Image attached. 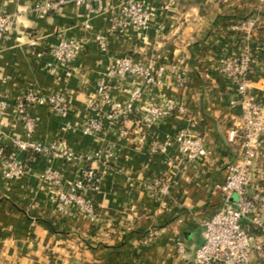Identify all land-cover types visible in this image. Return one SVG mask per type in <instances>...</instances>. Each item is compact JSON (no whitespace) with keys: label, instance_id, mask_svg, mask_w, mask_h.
<instances>
[{"label":"crops","instance_id":"crops-1","mask_svg":"<svg viewBox=\"0 0 264 264\" xmlns=\"http://www.w3.org/2000/svg\"><path fill=\"white\" fill-rule=\"evenodd\" d=\"M124 1L104 0L102 12L93 14L91 28L85 29L86 12L74 5L45 12L36 8L45 5L44 0H0V15L14 20V30L2 38L0 47V98L8 103L0 116V264H175L180 260L177 240L186 246L183 262L191 263L203 243L204 222L224 203L219 185L240 151V144L228 143V131L240 128L242 119L239 107L230 105L237 88L220 74L217 62L239 54L241 35L233 26L258 16L261 28L254 37L250 86L264 104V9L258 10L252 1L145 0L158 9L151 29L111 33L110 16ZM97 34L108 37V54L96 45ZM62 37L83 46L68 68L54 64L51 57ZM123 56L165 65L164 84L141 85L140 97L132 99L136 82L106 76L107 67ZM179 61L189 75L184 87L170 70ZM100 84H108L113 100L131 104L132 114L106 118L110 106L97 91ZM27 91L61 93L66 109L29 108L34 124L29 132L16 108V98ZM165 97L186 103L188 113L176 112L142 128L141 113ZM96 117L103 121V130L85 135L84 124ZM181 128L204 139L208 157L195 164L185 161L176 141ZM17 140L54 149L41 160L34 158L22 179L9 182L4 177L5 153L11 151L22 162L28 153L14 147ZM166 142V152L154 148ZM108 149L112 161L88 159ZM88 167L102 176L93 193L94 221L74 209L60 212L55 188L40 178L52 168L64 180L76 181ZM254 171L264 173V150ZM155 177L170 184L169 194L150 195L146 183ZM153 230H160L159 237L144 246Z\"/></svg>","mask_w":264,"mask_h":264},{"label":"built area","instance_id":"built-area-1","mask_svg":"<svg viewBox=\"0 0 264 264\" xmlns=\"http://www.w3.org/2000/svg\"><path fill=\"white\" fill-rule=\"evenodd\" d=\"M45 5L36 8L45 12L55 11L67 5H74L86 12L85 29H90L89 19L93 14H100L104 0H44ZM178 0H168L174 3ZM240 3L252 1L258 10L264 9V0H237ZM158 9L145 0H125L118 12L110 16L111 33L123 34L129 29L145 32L156 24ZM261 28L259 17L245 19L233 26L241 35L239 54L226 56L218 60L217 68L222 76L231 81L237 88V98L230 102L232 107H239L242 119L240 128H230L227 141L230 145L240 144L236 158L227 166L226 177L219 190L224 196L220 209L203 224V243L194 255L193 262L184 263L186 246L182 240L175 243L176 254L180 260L175 264H264V173L257 174L254 168L264 150V104L259 102L257 94L250 86V77L255 64L254 37ZM14 30V20L9 15H0V47L2 38ZM98 48L105 54L109 53L108 37L102 34L95 36ZM82 44L67 37H62L52 48L51 57L54 64L68 68L82 52ZM172 76L179 86L189 84L188 71L184 62L179 61L170 65ZM167 73L165 65L157 61L147 64L127 56L119 58L107 67L106 76L112 80H133L136 88L132 91V99H138L142 87L162 86ZM97 91L102 94L110 106L106 118L115 120L118 117H128L132 114L131 104H122L113 100L109 93L108 84L98 85ZM66 97L61 94L45 95L36 91L21 93L16 98V108L27 122L29 132L34 130V124L28 114L31 107H48L54 111L66 109ZM8 103L0 98V116L5 113ZM178 112L188 113L186 103L174 98L165 97L160 104L154 105L141 113L139 123L142 128H151L155 124ZM103 121L99 118L89 120L84 124L82 132L85 135L99 133L103 130ZM127 136V131H122ZM179 144V154L189 164L209 156L210 152L201 136L192 135L186 128H181L176 136ZM170 142L154 144V148L166 152ZM14 147L19 151L32 150L36 153L47 154L52 148L42 144L17 140ZM67 158L70 153L65 152ZM92 161L110 162L113 154L110 149L96 153L88 158ZM27 171L24 162L11 156L5 162L4 177L7 181L22 179ZM43 182L55 188L56 203L60 212L76 210L91 221L97 216L93 193L98 190L101 178L94 170H85L76 181H66L52 168L40 175ZM98 184V185H97ZM146 188L152 197L170 193V184L161 177H155L146 183ZM237 196V200L234 197ZM151 231L143 244L148 245L158 236Z\"/></svg>","mask_w":264,"mask_h":264},{"label":"trees","instance_id":"trees-1","mask_svg":"<svg viewBox=\"0 0 264 264\" xmlns=\"http://www.w3.org/2000/svg\"><path fill=\"white\" fill-rule=\"evenodd\" d=\"M5 154H6L7 159H9V158L11 157L12 152H11V151H8V152H6ZM43 156H44V154L36 153V152H34V151H32V150H29L28 153H27L26 161H25L24 163H25V165L27 166V165L31 164V162H32V160H33L34 158H37V159L41 160V159L43 158ZM90 162L93 163V162H95V161L90 160ZM86 170H94L95 173L97 174L98 178H101V179H102L101 174H99L98 171H97L96 169H94V168H92V167H90V168L88 167ZM161 178H162V177H161ZM163 179H164V178H163ZM164 180H165V179H164ZM97 185H98V184H97Z\"/></svg>","mask_w":264,"mask_h":264},{"label":"rangeland","instance_id":"rangeland-1","mask_svg":"<svg viewBox=\"0 0 264 264\" xmlns=\"http://www.w3.org/2000/svg\"><path fill=\"white\" fill-rule=\"evenodd\" d=\"M234 200H237V196L234 197ZM153 231L159 233L158 236L156 237V238H158L159 235H160V230H153ZM150 232H151V231H150ZM150 232H149V233H150ZM147 236H148V235H147ZM147 236H145V238H147ZM145 238H144V239H145ZM143 241H144V240H143ZM150 243H151V242H150ZM150 243H149V244H150ZM149 244H148V245H149ZM144 246H146V245H144ZM139 252H140V251H139ZM138 256L141 257L142 254H141V255H138ZM136 264H139V260H138V262H137Z\"/></svg>","mask_w":264,"mask_h":264}]
</instances>
